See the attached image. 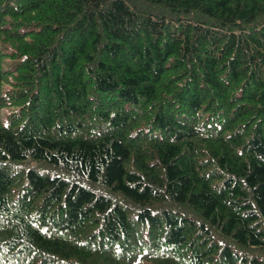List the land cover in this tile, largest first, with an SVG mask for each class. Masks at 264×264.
<instances>
[{
    "label": "trees",
    "instance_id": "obj_1",
    "mask_svg": "<svg viewBox=\"0 0 264 264\" xmlns=\"http://www.w3.org/2000/svg\"><path fill=\"white\" fill-rule=\"evenodd\" d=\"M0 264H264V0H0Z\"/></svg>",
    "mask_w": 264,
    "mask_h": 264
}]
</instances>
